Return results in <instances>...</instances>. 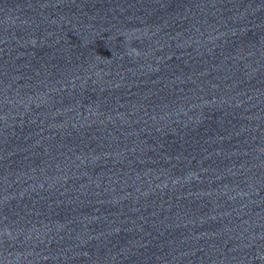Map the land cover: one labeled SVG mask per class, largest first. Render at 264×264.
Returning <instances> with one entry per match:
<instances>
[{
  "label": "clouds",
  "instance_id": "1",
  "mask_svg": "<svg viewBox=\"0 0 264 264\" xmlns=\"http://www.w3.org/2000/svg\"><path fill=\"white\" fill-rule=\"evenodd\" d=\"M132 52L134 53V54H136V55H138L139 53L138 52H136L134 49L132 50Z\"/></svg>",
  "mask_w": 264,
  "mask_h": 264
}]
</instances>
